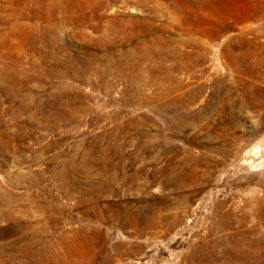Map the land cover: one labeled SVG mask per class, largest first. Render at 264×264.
<instances>
[{
  "label": "rangeland",
  "instance_id": "1",
  "mask_svg": "<svg viewBox=\"0 0 264 264\" xmlns=\"http://www.w3.org/2000/svg\"><path fill=\"white\" fill-rule=\"evenodd\" d=\"M0 264H264V0H0Z\"/></svg>",
  "mask_w": 264,
  "mask_h": 264
}]
</instances>
